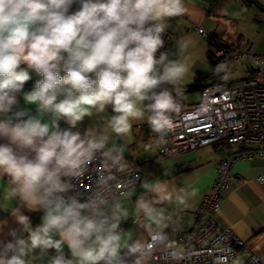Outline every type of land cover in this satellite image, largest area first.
<instances>
[{"label":"clouds","instance_id":"clouds-1","mask_svg":"<svg viewBox=\"0 0 264 264\" xmlns=\"http://www.w3.org/2000/svg\"><path fill=\"white\" fill-rule=\"evenodd\" d=\"M74 3L79 8L70 12ZM185 12L183 0H0V138L7 140L0 144V176L10 177L5 199L18 197L30 210L43 212L35 228L28 216L13 213L27 237L12 230L13 239L0 247V264H32L27 257L35 249H55L51 264H142L145 246L120 228L127 211L110 203V175L101 174L83 202L67 193L71 180L83 177L98 156L120 158L113 135L129 134L132 120L146 117L161 137L171 130L168 114L178 106L167 86H178L187 67L161 49L166 21ZM177 47L186 44L178 41ZM29 69L42 77L23 94L26 103L38 105L36 115L13 111ZM108 106L114 114L102 127L73 131ZM61 120L69 127L62 129ZM128 186L135 190L132 182ZM141 188L136 212L153 245L162 244L168 218L156 205L172 194L147 180ZM195 194L181 189L176 200L187 206V197ZM57 234L60 239H54Z\"/></svg>","mask_w":264,"mask_h":264},{"label":"crops","instance_id":"crops-1","mask_svg":"<svg viewBox=\"0 0 264 264\" xmlns=\"http://www.w3.org/2000/svg\"><path fill=\"white\" fill-rule=\"evenodd\" d=\"M260 1L183 0L186 12L166 21L167 29L172 33L166 49L172 54L173 59L180 60L187 67L178 86H167L175 102L182 106L189 105L193 102L188 103L182 100L183 93L193 90L200 92V89L209 83H233L253 73V63L246 54L235 62L217 59L210 55L211 46L196 31V27L200 26L212 31L225 42L243 50L253 48L255 54L264 55V47L261 45V35L264 30L261 34L257 27L251 24L252 22L239 20L237 17V14L242 12L246 15L254 13L253 5L255 4L260 6V9H264V1L262 0L263 4ZM78 8L79 5L74 3L70 12ZM178 41L184 42L186 47L178 49ZM221 65L224 67L218 72L217 68ZM28 71L30 79L23 84L22 91L17 94L18 103L13 111L27 109L32 115H36L38 105L26 103L23 94L31 91L42 77L34 70ZM65 74L62 69L59 71V75ZM89 75L95 78L93 74ZM113 114L111 106H108L103 113H94L91 117H85L73 131H80L83 134L89 128L102 127L103 122ZM49 119L50 116L45 114L43 120L47 122ZM59 124L62 129L69 127L64 120H61ZM131 125L129 134L119 137L113 135V142L122 150L119 160L135 167L139 176V185L134 191L130 190L126 196L110 201V203L121 204L127 211V217L138 216L136 221L127 222L121 227L122 233H130L132 240L138 241L144 240L147 236L148 229L144 226V217L136 212V200L143 191L141 184L145 180L166 185L172 194L170 200L156 205L164 209L168 224L176 223L181 227L195 228L203 220V215L194 213L203 196L209 192L216 174L217 161L226 151L215 149L212 144H205L162 158L158 155L157 143L152 142L155 133L147 123L146 117L143 120H132ZM3 143H7V140L0 138V144ZM30 154L32 152H27L28 158ZM262 171H264V159H238L232 163L228 185L221 192L216 219L220 226L231 228L244 240V244L236 250L239 261L245 259L250 253H256L264 264V188L255 178ZM10 187V177L0 176V247L13 239L9 235L12 230H15L18 236L27 237V233L22 231V226L13 214L15 211L28 216L33 228L41 224L43 215L42 211L27 208L18 197L5 199ZM181 189H184L186 193H196L195 196L187 197V206L178 204L176 200ZM54 239H60L59 235H54ZM63 252L66 258H71L67 244L63 245ZM56 254L55 249H48L44 253H41L40 249H35L27 259H30L32 264H51V258Z\"/></svg>","mask_w":264,"mask_h":264},{"label":"built area","instance_id":"built-area-1","mask_svg":"<svg viewBox=\"0 0 264 264\" xmlns=\"http://www.w3.org/2000/svg\"><path fill=\"white\" fill-rule=\"evenodd\" d=\"M196 31L209 42L210 55L217 59L235 62L246 54L253 63V73L229 84H206L200 89L199 99L189 105L175 102L178 110L168 114L171 130L163 137L155 133L152 142L157 143L162 158L205 144L226 153L218 159L210 190L194 213L203 215V220L192 229L168 224L164 229L167 240L162 244L153 245L148 231L146 238L140 240L145 246L142 264H263L256 253H250L242 261L237 259L236 250L244 240L231 228L220 226L216 215L232 163L238 159H264V55L255 54L253 48L243 50L229 44L200 26ZM171 38L172 33L167 29L161 51L167 48ZM33 157L34 153L30 154L29 158ZM101 174L112 177V199L129 192V182L135 188L139 185L135 167L119 159L98 156L83 177L71 180L74 187L67 195H76L83 202L95 189V181ZM255 178L264 188V171ZM136 219L138 216L127 217L120 228ZM127 259L134 261L135 257Z\"/></svg>","mask_w":264,"mask_h":264},{"label":"rangeland","instance_id":"rangeland-1","mask_svg":"<svg viewBox=\"0 0 264 264\" xmlns=\"http://www.w3.org/2000/svg\"><path fill=\"white\" fill-rule=\"evenodd\" d=\"M264 1V0H263ZM262 4V0L260 1ZM253 12L251 14H245L244 12L238 13L237 17H239V20H247L249 21L253 26L257 27V30L261 32L264 30V9H260V6L257 4L253 5ZM257 14V15H256ZM258 18V19H257ZM261 45L264 47V33L261 35ZM199 99V92L196 90L188 91L183 93L182 100L185 102H194Z\"/></svg>","mask_w":264,"mask_h":264},{"label":"trees","instance_id":"trees-1","mask_svg":"<svg viewBox=\"0 0 264 264\" xmlns=\"http://www.w3.org/2000/svg\"><path fill=\"white\" fill-rule=\"evenodd\" d=\"M33 88H34V87H33ZM33 88H32V89H33Z\"/></svg>","mask_w":264,"mask_h":264}]
</instances>
